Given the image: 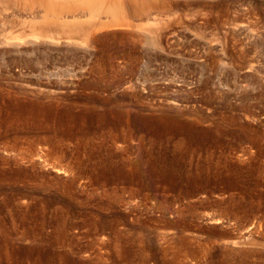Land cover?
<instances>
[{
    "label": "rangeland",
    "instance_id": "rangeland-1",
    "mask_svg": "<svg viewBox=\"0 0 264 264\" xmlns=\"http://www.w3.org/2000/svg\"><path fill=\"white\" fill-rule=\"evenodd\" d=\"M18 1L0 0V11L41 9ZM125 13L128 25H111L108 32L112 33L104 38L109 51L132 41L120 37L122 28L145 24L144 28L164 32L154 48L161 59H143L131 76L124 72L126 63L118 59L115 63L122 76L106 79L90 73V60L81 70L75 68V76H51L59 79L58 84L47 88L51 91L41 99L55 102L56 112L73 104L78 113L84 104L104 105L100 100H107L108 107L132 106L138 100L142 106L150 103L170 106L179 114L187 112L198 128H217L209 138L212 151L235 162L240 177L229 190L219 185L214 192L200 191L193 197L164 186L131 197L125 184L97 180L73 169L75 163H88L85 155H72L78 149L73 137L83 131L75 119L37 123L17 118L7 128L0 124V264H264V0H154L148 12L154 18L147 21V16L142 22ZM91 47L92 54L100 49L96 41ZM68 62L60 65L76 66ZM17 72L16 67L9 73L0 68V111H9L10 99L4 92L26 86L22 76H9ZM26 87L31 94L37 92L36 86ZM167 97L176 100L165 105ZM53 130L64 137L61 146L69 152L61 158L50 154L21 158L5 150L11 137H19V145L25 146ZM56 163L71 170L56 171ZM181 184L187 186L186 181ZM113 191L123 201L111 199ZM230 198L241 210L234 218L220 217L218 206H207ZM161 201H168L163 204L166 211ZM188 203L195 204L196 215L184 235L193 246L204 243L205 251L176 248L179 232L166 224L184 215L183 222ZM90 223H96V228H90ZM214 230L229 238L218 240L211 235Z\"/></svg>",
    "mask_w": 264,
    "mask_h": 264
},
{
    "label": "bare ground",
    "instance_id": "bare-ground-1",
    "mask_svg": "<svg viewBox=\"0 0 264 264\" xmlns=\"http://www.w3.org/2000/svg\"><path fill=\"white\" fill-rule=\"evenodd\" d=\"M20 1L24 6H35L41 9L32 11L30 10L32 7H29L30 11L14 12V10L3 8V11H0V68L9 73L16 67L18 72L11 73L9 76L25 77H21L25 81V83H23L24 81L21 83L26 86H36L37 92L33 90L34 95L31 94L26 90L29 87L24 85L12 87L9 93L4 92L10 99L9 111H0V124L7 128L8 125L17 123L15 121L17 118L37 123L43 122V119H56L62 123L65 119H75L77 127L81 126L83 131L73 137L77 142L74 143L78 149L75 151L76 154L72 153V155H85L88 163H75V167L71 163L73 169L97 180L103 178L108 182L125 184L130 188L129 196L131 197L143 190L153 189L156 191L163 186L164 190H171L186 197H193L205 190L214 192V189L217 190L219 185H223L228 190L235 186L240 177V168L235 162L226 157L219 158L212 151L213 146L210 144L209 138L217 128H198L187 112L179 114L178 111H173L170 106H167L168 108H162L160 105L154 107V104L150 103L142 106L137 102L138 100L132 106L126 103L127 105L116 104L111 107L107 106V100H100L106 106H98L93 103L84 104L78 113L74 112L73 104H68L65 107H60L56 112L55 102L50 103L49 100L41 99L47 97L45 94L51 91L47 88L58 84L59 79L52 80L51 76H75V68L81 70L83 65L88 64L90 60V73L100 76L102 79L104 76H122L123 70L120 71L118 69L120 66L115 63L118 59L126 63L124 72L130 76L137 71V65L143 59L144 62L153 61L154 58L159 59L160 55L154 53V48L160 45L159 37L164 32L151 27L144 28L145 24L144 27L138 26V29L122 28L123 31L125 30L124 34L117 29L120 31L121 38L123 35L132 41L126 45L122 43V47H115L112 52L104 42V38L112 33L108 32L111 25H128L124 19L126 11L134 15L137 20H146L149 16V8L154 6V0ZM149 18L153 19L154 17L149 16L147 19ZM129 21L130 24L132 23L130 26H133L132 20ZM17 26H19V30L14 31L13 28ZM99 40L100 42H98ZM95 41L99 43L100 49L97 48L99 51L92 54L89 48H92L91 44ZM61 61L67 64L68 61H74L76 66L70 63V66L64 67L66 65L61 66ZM97 83L93 82L92 84L96 86ZM42 84L47 87H42ZM95 86L93 87L95 88ZM100 88L98 85V89ZM38 91L42 93L37 94ZM164 100L165 105H168L169 100L175 101L176 98L167 97ZM50 134H45L46 136L44 135L35 142L30 141L25 146L19 145L18 135L16 136L18 140L11 137L12 140L5 143V150L13 151L16 154L13 156L21 158L47 156L48 154L61 158L62 155L69 153L61 146L64 137L58 135V130H53ZM39 135L37 134L38 137H41ZM87 136L90 137L87 138ZM93 138H99V141L93 142ZM130 139L139 141L135 145H131L132 143H128ZM76 159L78 158L76 157ZM61 166L56 163L55 170H71L70 167H67L68 165H66V169ZM258 171L262 172L261 169ZM182 181H186L187 186H182ZM110 197L115 202L123 201L122 196L116 191H113ZM167 202L159 203L165 211L167 206L163 204H167ZM200 204L206 205L205 201H200ZM237 204L230 198L229 201H215L207 206H218L219 216L231 219L241 212L237 209ZM194 207V203H188L186 211L188 214L183 222L181 221L184 219V215H180L181 217L175 220L166 221V224L170 223V226L175 227L179 232L176 241H174L176 248L188 253L206 250L204 243L203 245L196 243L193 246L192 239L190 241L184 235V231L192 226L191 218L196 215V207ZM212 217L214 215L210 218ZM217 218L219 217L217 216ZM95 226L96 223H90V228L95 229ZM114 234L116 233L114 232ZM211 235L219 238L218 240L222 237L229 238L218 230L212 231Z\"/></svg>",
    "mask_w": 264,
    "mask_h": 264
}]
</instances>
